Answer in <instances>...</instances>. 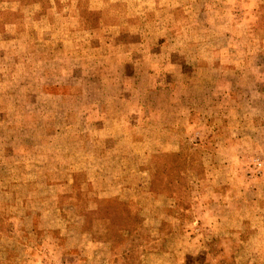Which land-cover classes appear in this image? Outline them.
<instances>
[{
	"label": "rangeland",
	"instance_id": "374dc122",
	"mask_svg": "<svg viewBox=\"0 0 264 264\" xmlns=\"http://www.w3.org/2000/svg\"><path fill=\"white\" fill-rule=\"evenodd\" d=\"M0 264H264V0H0Z\"/></svg>",
	"mask_w": 264,
	"mask_h": 264
},
{
	"label": "trees",
	"instance_id": "16d2710c",
	"mask_svg": "<svg viewBox=\"0 0 264 264\" xmlns=\"http://www.w3.org/2000/svg\"><path fill=\"white\" fill-rule=\"evenodd\" d=\"M180 156H181L180 154H175L173 157L179 159ZM155 159H156V160L158 159V160L156 161V168H157V166L160 167L161 164H162V160H161V159H162V156H156ZM157 170H158V174H159V172H162V170H164V169H162V168L160 167V169L157 168ZM157 180H158V178H156V181H157Z\"/></svg>",
	"mask_w": 264,
	"mask_h": 264
}]
</instances>
